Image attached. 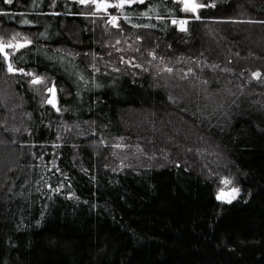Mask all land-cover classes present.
Instances as JSON below:
<instances>
[{"label": "trees", "instance_id": "trees-1", "mask_svg": "<svg viewBox=\"0 0 264 264\" xmlns=\"http://www.w3.org/2000/svg\"><path fill=\"white\" fill-rule=\"evenodd\" d=\"M196 1L207 5L200 21L169 0H144L125 9L132 20H119L140 54L192 64L208 84L212 100L178 102L152 75L90 67L109 35L69 0H0L10 14L0 36L32 41L17 66L57 83L61 109L18 84L28 135L16 136L0 101V264H264V0ZM172 18L187 19L189 31ZM61 117L79 131L59 148L63 174L51 181L63 189L51 193L35 188L28 147L38 155L53 143ZM120 138L157 150L160 163L118 169L110 145ZM232 186L242 199L216 200Z\"/></svg>", "mask_w": 264, "mask_h": 264}, {"label": "rangeland", "instance_id": "rangeland-1", "mask_svg": "<svg viewBox=\"0 0 264 264\" xmlns=\"http://www.w3.org/2000/svg\"><path fill=\"white\" fill-rule=\"evenodd\" d=\"M113 12L114 15H117L119 14L120 10L116 9ZM148 16H149L148 14L137 16L136 19L139 20L136 21H140V19H146V18L148 19ZM87 18L91 19L92 23L93 20L96 19L90 16ZM120 19L125 20L123 14H119V20ZM130 20H132L131 17H129L125 21L129 22ZM179 20L180 19H177V21ZM95 23H97L98 25H102L104 27V31L108 33L109 36H105L103 38V44H102V48L104 51L103 55L101 56L92 55L87 57L88 58L87 61H90L89 63L90 67L96 69L101 66L100 68L103 69L105 68H110L111 70L119 69V71L121 70L123 72L129 71L132 73H146L152 75L164 87H166L170 92H172L173 95H177L178 99L176 100L178 102H181L182 100L180 99H184V97H188L192 99L193 98L198 99L200 97L201 99H207L210 101L211 98L207 96L208 86L206 85L208 84L205 83L206 84L205 85L201 81L200 79L201 75L195 71V68L192 66V64L189 65L183 62L182 63L175 62L173 66H170L168 63L155 57V55L152 52L140 54L138 46L136 44L137 43L136 39L129 37L128 34L125 35L124 29L118 30L117 28L112 27L111 25L105 23L103 19L96 20ZM26 26H31V24ZM176 27L180 29L178 24L176 25ZM20 39L23 40L25 39V37L21 36ZM117 41H119V43H117ZM121 56L124 57V61H125L124 63H120L119 58ZM129 59H132L136 65H139V67L130 66L128 64ZM47 60L50 63H55L63 68L71 65L70 63L66 62L64 59H57L55 57H53L52 59L47 58ZM169 68L172 69L171 72L168 71ZM145 69L147 71H145ZM211 74H216V73L212 72ZM74 75L76 77L75 80L78 79L76 81H79L80 77L77 78L76 74ZM16 77L17 76H13L8 73H7V77L0 76V101L4 103L7 109L8 120H9L8 123L10 129L11 130L18 129V131H13V132H15L16 136H22V134L28 135V133H27V129H25V127L22 126L24 118L23 117L21 118L20 115H18V112L21 111L22 108L21 105L23 100H22V95L19 94L18 91L16 90V86L20 84L21 89L25 90V92H27L29 95H32V97H34L37 100L39 105L45 106L48 105L46 103V98L51 95L46 91V87H50L54 82L53 80H50L47 77L41 76L45 78L41 82V84L31 85L16 79ZM81 78L86 79V77H84L83 75L81 76ZM25 79H31V78L29 77ZM242 87L243 86L238 85L236 83L235 85H232L231 89L241 90ZM34 89H41V91H37ZM57 100L59 103L58 90H57ZM56 113L60 114V112L57 111ZM78 131H79L78 127L69 124L61 117L59 126L56 131L57 132L56 138L53 143L48 145V147L39 149L38 155L37 153L32 151V147L30 146L28 147V150L30 152V162L31 164L34 163V166L36 168L35 172L37 174V177L34 181V186L36 189L44 187L47 191H50L52 193L55 192L53 191V189L60 187V185L56 187L52 185L53 182L51 181L52 180L51 172L55 171V173L60 174V170L57 164V158L59 157V148L64 143L69 142L71 136L75 133L77 134ZM103 144L106 145L105 142H103ZM54 145H58V147H54ZM110 147L113 149V152L115 153L114 155L118 160L119 163L118 169H124V168L139 169L150 166H156L158 165L157 163H160L161 161V157H159L160 155L157 150L151 153L150 152L146 153V151L143 148L141 147L136 148L134 145L132 144L130 145L126 143V141L123 140L122 138L115 139L110 145ZM41 156L43 157V159H41ZM53 161L55 163V167L53 166ZM62 189L63 187L60 188V191H62ZM225 190L227 191V189Z\"/></svg>", "mask_w": 264, "mask_h": 264}, {"label": "snow or ice", "instance_id": "snow-or-ice-1", "mask_svg": "<svg viewBox=\"0 0 264 264\" xmlns=\"http://www.w3.org/2000/svg\"><path fill=\"white\" fill-rule=\"evenodd\" d=\"M2 2L11 5L13 4L14 0H2ZM77 2L80 5L84 6V10H82L79 13L80 15L96 18L93 20V23H95L96 20L103 19L105 23L111 25L112 27L117 28L118 30L121 29L122 27L118 22L119 14H123L125 20H127L129 18V13L125 11L126 8L130 9L131 6L133 5L144 4V0H77ZM181 3L183 4V10L185 13L195 14L192 17L194 20L197 21L202 20L203 13H199L198 10L203 7H206L207 6L206 4L197 3L196 0H175V2H173V0H169V4L175 7L177 13H179L180 11ZM212 6L215 7V5ZM116 9L120 10V12L117 15H113L112 12ZM9 15L10 14L7 11L0 10V17H5ZM144 15H146V13H144ZM0 23H2V21H0ZM18 23L22 25H30L33 22L28 19H22L19 20ZM171 23L174 26L178 24L181 31L184 32L189 31V29L186 27V25L188 24L187 19H180L179 21H177V19H172ZM259 23L264 24V21H259ZM173 31H175V29H173ZM7 35H8L7 32L4 31L3 35L0 36V71H3L6 68L8 74L17 76L18 79L22 80L25 83L31 85L41 84V82L45 79L44 77H41L40 75L36 74L34 71H30L26 69L25 66H17L18 64L23 65L24 63V56L23 54H19V50L26 49L28 45L32 44V41L27 38L21 40L20 39L21 33L18 31L14 32L10 38L5 39ZM41 35H44V33H41ZM117 43H119V41H117ZM57 51L60 50L58 49ZM69 55H71V53H69ZM85 55H87V53H85ZM49 59H52V57H49ZM119 59H120V63L125 62L123 56H121ZM128 64L132 67H139V65H136L132 59L128 60ZM96 71H99V69H96ZM117 71H119V69H117ZM145 71L147 70L145 69ZM168 71L171 72L172 69L169 68ZM259 75L260 74L258 72L253 73L254 77H259ZM29 77L31 79H25ZM96 87H101V85H96ZM57 88H58L57 83H52L50 87H46V91L51 94L46 98V103L48 105H51L52 108L56 109L57 112H60L61 109L60 107H58V100H57ZM34 90L41 91V89H34ZM97 99H99V97H97ZM93 123L95 122L93 121ZM0 127H2V125H0ZM3 130L9 131L7 128H4ZM12 131H18V129H12ZM54 147H58V145H54ZM41 159H43L42 156ZM53 166L55 167L54 161H53ZM60 171L62 173V170ZM220 183L227 186L232 184V181L228 178H222L220 180ZM61 187H63L62 184L60 185V187L53 189V191L59 193ZM241 193H242V189L238 186H232L228 188L227 191L225 190V188L222 187L219 188V191L216 194V200L225 202L227 204H232V202L236 201L238 198L242 199ZM40 223L41 222L39 220L36 221L37 226H39Z\"/></svg>", "mask_w": 264, "mask_h": 264}, {"label": "flooded vegetation", "instance_id": "flooded-vegetation-1", "mask_svg": "<svg viewBox=\"0 0 264 264\" xmlns=\"http://www.w3.org/2000/svg\"><path fill=\"white\" fill-rule=\"evenodd\" d=\"M69 2L71 3V4H73L74 6H76V8L80 11H82V10H84V6H82V5H80L78 2H77V0H69ZM77 16H80L79 14H74L73 15V17H77Z\"/></svg>", "mask_w": 264, "mask_h": 264}, {"label": "water", "instance_id": "water-1", "mask_svg": "<svg viewBox=\"0 0 264 264\" xmlns=\"http://www.w3.org/2000/svg\"><path fill=\"white\" fill-rule=\"evenodd\" d=\"M182 6H183V4H182Z\"/></svg>", "mask_w": 264, "mask_h": 264}]
</instances>
